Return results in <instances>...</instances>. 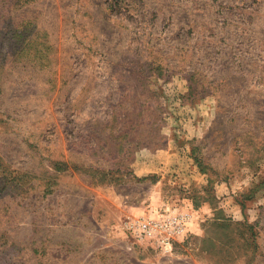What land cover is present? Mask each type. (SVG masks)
I'll return each mask as SVG.
<instances>
[{
  "label": "rangeland",
  "instance_id": "1",
  "mask_svg": "<svg viewBox=\"0 0 264 264\" xmlns=\"http://www.w3.org/2000/svg\"><path fill=\"white\" fill-rule=\"evenodd\" d=\"M0 264H264V0H0Z\"/></svg>",
  "mask_w": 264,
  "mask_h": 264
},
{
  "label": "built area",
  "instance_id": "2",
  "mask_svg": "<svg viewBox=\"0 0 264 264\" xmlns=\"http://www.w3.org/2000/svg\"><path fill=\"white\" fill-rule=\"evenodd\" d=\"M191 221L190 212L171 209L155 215L127 216L120 230L132 248H151L169 255L174 245L185 237Z\"/></svg>",
  "mask_w": 264,
  "mask_h": 264
},
{
  "label": "trees",
  "instance_id": "3",
  "mask_svg": "<svg viewBox=\"0 0 264 264\" xmlns=\"http://www.w3.org/2000/svg\"><path fill=\"white\" fill-rule=\"evenodd\" d=\"M59 167H61V166L59 165ZM64 168H65V167H64ZM244 199H245V200L247 199V196H246V195H245Z\"/></svg>",
  "mask_w": 264,
  "mask_h": 264
},
{
  "label": "crops",
  "instance_id": "4",
  "mask_svg": "<svg viewBox=\"0 0 264 264\" xmlns=\"http://www.w3.org/2000/svg\"><path fill=\"white\" fill-rule=\"evenodd\" d=\"M137 175H139V174H137ZM188 231H189V227H188ZM188 231H187V232H188ZM186 234H187V233H186Z\"/></svg>",
  "mask_w": 264,
  "mask_h": 264
}]
</instances>
